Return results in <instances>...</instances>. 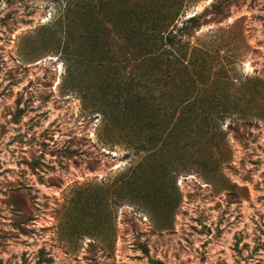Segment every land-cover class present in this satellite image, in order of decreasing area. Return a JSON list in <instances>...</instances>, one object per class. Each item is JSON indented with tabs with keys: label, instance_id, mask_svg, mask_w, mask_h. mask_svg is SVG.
Listing matches in <instances>:
<instances>
[{
	"label": "rangeland",
	"instance_id": "1",
	"mask_svg": "<svg viewBox=\"0 0 264 264\" xmlns=\"http://www.w3.org/2000/svg\"><path fill=\"white\" fill-rule=\"evenodd\" d=\"M64 7L0 0V264H264V0H113V33ZM173 9L189 66L133 67L124 38ZM135 80L231 111L139 150Z\"/></svg>",
	"mask_w": 264,
	"mask_h": 264
},
{
	"label": "trees",
	"instance_id": "2",
	"mask_svg": "<svg viewBox=\"0 0 264 264\" xmlns=\"http://www.w3.org/2000/svg\"><path fill=\"white\" fill-rule=\"evenodd\" d=\"M79 4L85 7L91 6L94 10L97 9V11L92 12V15L94 13L93 18L101 27L113 33V27L115 26L113 21V0H65V15L68 12L70 13ZM103 7H107V9H103ZM177 14L178 10L173 9L165 17V21L157 22L156 20H150L147 23L141 21L138 26L133 24L135 25L133 28H138L141 30L142 35L143 33L145 34L144 36L136 37V39L133 38L134 36H130V38H124L123 40L122 46L126 50L130 49V58L133 67L139 68L147 60L163 59V57H166L165 55H167V59L172 58L169 61H173L174 64H180L182 69H186L189 66L181 58L182 54L179 53H182L183 49L190 47V42L183 39V36L173 34L172 28L169 29ZM90 23L91 21L88 24ZM65 27V34L67 36L72 30L70 20H67ZM194 47L191 46V48ZM66 49H69L68 43L64 50ZM167 52L170 53L167 54ZM162 73L167 77L171 75L170 71L168 73L162 71ZM133 83L131 100L128 105H124V110L123 108L121 110H123L122 113L129 111L136 124L139 137L136 138L135 144L139 150L146 149L151 151L159 140L156 141L155 137H160L163 132L169 133L173 129H177V127H183V130L184 126L182 123L188 119L190 121H197L201 118V123H196V128L194 129V132L198 134V138L208 135L214 136V133L220 130L217 120L231 111L230 106L225 104L221 107L217 102H211L209 100L197 102L196 100L190 99L189 97L195 87L182 89L180 90L181 92L175 95L174 100L163 103L157 100L150 91L140 90V86H138L139 81L135 80ZM200 89L205 96L210 88H208L207 84H204ZM163 92H169V95H173V92L169 90ZM107 104L103 106L101 113L108 119L112 115L113 110L114 118L117 114L116 109L120 107L119 101H113V109L111 104ZM180 123L182 126L179 125Z\"/></svg>",
	"mask_w": 264,
	"mask_h": 264
}]
</instances>
